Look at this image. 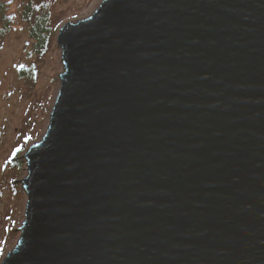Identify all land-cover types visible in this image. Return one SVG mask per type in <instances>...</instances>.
Listing matches in <instances>:
<instances>
[{
	"label": "water",
	"instance_id": "water-1",
	"mask_svg": "<svg viewBox=\"0 0 264 264\" xmlns=\"http://www.w3.org/2000/svg\"><path fill=\"white\" fill-rule=\"evenodd\" d=\"M57 45L0 264H264V0H102Z\"/></svg>",
	"mask_w": 264,
	"mask_h": 264
},
{
	"label": "rangeland",
	"instance_id": "rangeland-1",
	"mask_svg": "<svg viewBox=\"0 0 264 264\" xmlns=\"http://www.w3.org/2000/svg\"><path fill=\"white\" fill-rule=\"evenodd\" d=\"M13 1V29L0 45V263L21 236L27 195L20 181L28 175L24 156L46 134L59 93L63 64L58 31L69 22L90 17L102 2L54 0L52 17L60 27L52 35L47 53L39 57L34 55L28 29L16 13L21 0ZM31 70L33 79L21 77Z\"/></svg>",
	"mask_w": 264,
	"mask_h": 264
},
{
	"label": "trees",
	"instance_id": "trees-1",
	"mask_svg": "<svg viewBox=\"0 0 264 264\" xmlns=\"http://www.w3.org/2000/svg\"><path fill=\"white\" fill-rule=\"evenodd\" d=\"M12 3L13 0H0V45L2 39L13 29L15 18L10 13ZM53 4L54 0H21L16 12L28 29L34 55L39 57L47 53L50 39L60 27V23H56L52 17ZM34 76L35 73L31 70L30 74L26 72V76L21 77L33 79Z\"/></svg>",
	"mask_w": 264,
	"mask_h": 264
},
{
	"label": "bare ground",
	"instance_id": "bare-ground-1",
	"mask_svg": "<svg viewBox=\"0 0 264 264\" xmlns=\"http://www.w3.org/2000/svg\"><path fill=\"white\" fill-rule=\"evenodd\" d=\"M48 127V126H47ZM29 151V150H28Z\"/></svg>",
	"mask_w": 264,
	"mask_h": 264
}]
</instances>
